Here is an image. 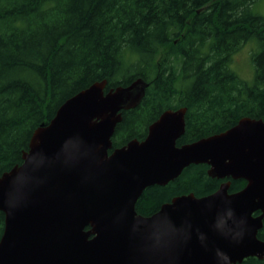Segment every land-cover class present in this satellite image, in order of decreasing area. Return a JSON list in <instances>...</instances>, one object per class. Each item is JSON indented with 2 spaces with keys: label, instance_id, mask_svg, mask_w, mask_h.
Masks as SVG:
<instances>
[{
  "label": "water",
  "instance_id": "obj_1",
  "mask_svg": "<svg viewBox=\"0 0 264 264\" xmlns=\"http://www.w3.org/2000/svg\"><path fill=\"white\" fill-rule=\"evenodd\" d=\"M105 87L97 82L66 100L33 132L22 163L0 176V264L262 262L264 121L242 118L177 146L186 109L166 110L142 141L111 151L121 112L139 105L147 85ZM190 165L246 184L230 194L228 181L208 196H178L150 217L137 215L145 189L167 185Z\"/></svg>",
  "mask_w": 264,
  "mask_h": 264
},
{
  "label": "trees",
  "instance_id": "obj_2",
  "mask_svg": "<svg viewBox=\"0 0 264 264\" xmlns=\"http://www.w3.org/2000/svg\"><path fill=\"white\" fill-rule=\"evenodd\" d=\"M258 0H0V176L22 163L33 132L69 98L106 81L137 79L138 106L121 112L112 150L142 141L166 110L185 108L182 146L222 133L242 118L264 121V16ZM255 41L253 79L230 69ZM109 151V152H111ZM190 165L165 186L145 189L135 212L150 217L173 198L214 193L224 181ZM229 193L243 180H229ZM4 216L0 213V238ZM257 237L264 241V219ZM264 264L247 258L242 264Z\"/></svg>",
  "mask_w": 264,
  "mask_h": 264
},
{
  "label": "rangeland",
  "instance_id": "obj_3",
  "mask_svg": "<svg viewBox=\"0 0 264 264\" xmlns=\"http://www.w3.org/2000/svg\"><path fill=\"white\" fill-rule=\"evenodd\" d=\"M253 12L257 15L264 16V0H258L252 7ZM257 50L255 41L246 42L240 49L232 55L230 69L237 74V76L251 83L253 79V64L251 55Z\"/></svg>",
  "mask_w": 264,
  "mask_h": 264
},
{
  "label": "flooded vegetation",
  "instance_id": "obj_4",
  "mask_svg": "<svg viewBox=\"0 0 264 264\" xmlns=\"http://www.w3.org/2000/svg\"><path fill=\"white\" fill-rule=\"evenodd\" d=\"M109 90H110V89H109ZM225 180H226L225 182H228L230 179H225ZM219 181H224V180H219ZM225 182H222V183H225ZM229 182H230V181H229ZM222 183H221V184H222ZM228 191H229V190H228ZM228 193H229V192H228ZM230 194H231V193H230ZM257 215H259V213H255V214H254V216H257Z\"/></svg>",
  "mask_w": 264,
  "mask_h": 264
}]
</instances>
